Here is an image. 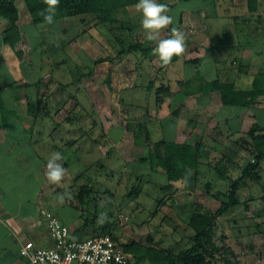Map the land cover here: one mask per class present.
<instances>
[{
  "label": "rangeland",
  "instance_id": "obj_1",
  "mask_svg": "<svg viewBox=\"0 0 264 264\" xmlns=\"http://www.w3.org/2000/svg\"><path fill=\"white\" fill-rule=\"evenodd\" d=\"M238 1V22H229L232 10L225 9L223 15L226 16L222 19H226V23L224 27L221 23L219 29L225 32L212 38H226L229 45V42L238 38L242 46L256 49V57L250 59L243 58L238 54V49L233 48L223 54L226 56L224 64L231 65L238 58V63L233 67L239 63L249 64L251 72L256 67L252 64L253 60H256L257 67L261 64L264 67V0H257L259 14L249 12L248 0ZM187 5L193 10L209 6L203 0H194ZM222 6L230 7L223 2ZM208 12L210 19L214 18L213 10ZM130 19L128 22L137 32L133 39L145 42L147 39L141 22L137 17ZM78 28L73 33L76 36ZM165 30L161 38L169 33L168 29ZM99 44L100 47L95 44L99 47L96 53L79 62L84 65L75 63V59L68 54L69 63L60 66L63 73L62 69L55 70L57 64L54 63L50 75L44 76L46 100L38 108L37 114L58 117L57 125L61 126L59 132L62 131L63 136L68 133L65 138L68 149L63 154V161L68 162V170L62 184L68 186L69 199L62 204L57 203L56 214H52L59 215V210L65 211L64 219L74 233L73 239L107 232L122 246L136 241L174 251L188 247L193 242L194 234L189 226L191 214L195 210L213 214L220 207L221 200L227 198L223 195L211 198L208 191L212 190L213 194L218 190L230 193L232 182L241 175L245 166L257 161L258 154L264 151V143L256 145L246 133L249 128L238 130L235 135L225 133L222 137L216 131L219 134L218 146L221 145V149L228 148L224 156L231 161L227 162L229 166L224 169L223 175L226 174V177L217 180L216 186L210 187L207 180L216 182L213 177L218 172L214 169L215 165L210 170L202 163L199 166L203 168V173L195 177L197 183L190 179L196 176V169L189 168L192 175L189 174L191 176L187 180L178 181L171 187L160 166L154 167L147 159L154 148V138L158 136L155 122L149 123L148 127L146 125L147 117L150 121L153 118L157 88L163 83L157 80L163 74L158 70V59H146L144 63L138 64L137 58L131 56L129 61H124L117 57L115 47L119 45L111 46L106 38H100ZM151 46L154 48L156 42H152ZM210 53L200 66L187 65L183 73L203 81L219 75L225 77L222 68L213 67ZM145 69L151 75L150 78L156 81L151 88L147 87L149 78L144 75ZM135 83L138 89H134ZM233 110V107L225 109ZM147 113L149 116H146ZM200 117L203 121L207 118L205 114ZM202 128L198 126L196 130L197 140L202 136ZM148 130L153 140L145 144ZM123 131L128 133L125 138L121 137ZM216 134L214 132V136ZM208 140L213 139L209 136ZM78 142L80 146L77 148ZM66 143H63L65 148ZM207 157L211 159L214 156L209 154ZM214 160L217 161V158ZM257 174L245 177L246 185H249L245 188L246 196L248 193L250 195L253 184L264 192V160ZM55 186L60 191L61 182ZM250 196L246 199L247 205L242 203L234 207L218 219L217 227L214 226L216 228L211 241L215 258L218 259L214 260V264H225L228 249L236 251L233 248L235 244L241 245L239 252L235 253H240L242 264H264V197L256 196L253 200ZM240 234L246 238L240 240L243 238ZM131 259V264H151L149 261L138 263L133 256ZM247 260L251 262L247 263Z\"/></svg>",
  "mask_w": 264,
  "mask_h": 264
},
{
  "label": "crops",
  "instance_id": "obj_2",
  "mask_svg": "<svg viewBox=\"0 0 264 264\" xmlns=\"http://www.w3.org/2000/svg\"><path fill=\"white\" fill-rule=\"evenodd\" d=\"M161 1L169 6L168 14L174 19V23L167 28L168 30L166 29L167 32L175 27L185 34L186 57L166 67L162 71V76L156 78L170 86L171 94L166 95L162 103L156 102L153 106V118L150 121L147 117L146 125L148 127V124L152 122L157 124L158 136L154 138L156 141L167 139L189 145L200 143L205 153L207 152L201 164H205L210 170L214 165V169L217 170L215 167L220 165L219 160L224 163L225 167H228L229 165L226 164L231 162L230 158L224 156L228 153V148L221 149L222 146H218L220 144L217 142L219 134H216V131L220 132L219 136L222 137L225 133L235 135L234 133L238 130L245 131V128H250L253 124L264 126V94L257 97L255 102L248 107L226 106L218 90L203 91V85L211 80H198L183 72L187 65L200 66L212 49L210 54L213 67L222 68L225 74V77L219 75L213 79L233 82L239 88L264 90V67L262 64L257 67L256 60L252 61L256 67L251 72L248 69L249 64L239 63L238 66L233 67L235 63H238V58H235L231 65L224 64L226 56L223 54L229 48L238 49V54L247 59L256 57L257 50L253 47L242 46L238 38L229 42L230 45L226 38H212L214 35L218 36L225 32L219 30L222 24L224 27L226 23V19L223 20L226 16L223 15L225 9L231 8L232 10L229 22L232 24L238 22L240 9L237 2L239 1L203 0L209 6L197 10L187 5L194 0H158L159 3ZM14 2L18 9L17 26L20 29V39L16 41L14 47L5 41V30L10 27L11 22L0 14V264H25L26 259L20 255V246L28 239L38 245H51L47 214L52 212L56 214L57 203L62 204L69 199L68 186H64L61 181L60 191H58L55 184H50L45 177L46 164L52 153L60 152L62 156L66 154L68 144L65 138L68 133L66 132L67 135L63 136V132H59L61 126L57 125L58 117L37 114L35 105L39 101L43 104L46 100L44 90L47 85L44 82V76L50 75L55 66L54 63L57 64L54 69L61 71L60 66L69 63L68 54L75 59V63H79L93 52L96 53L100 47V38L114 39L116 27L125 25L131 28L128 33L124 31V38L136 37L137 32L128 21L134 17H137L140 22L142 20V14L137 12L135 4H132L118 8L116 21L109 24L115 27L113 31H107L105 27L101 28L100 25H96L91 15L62 17L48 24L46 21H34L25 0H14ZM222 2L230 7H220ZM258 8H260L259 2H249V12L259 14ZM209 10L214 12L212 19L208 16ZM202 23L203 27H201ZM75 28H78L77 36L73 34ZM121 32L119 30V33ZM145 41L152 43V41ZM131 56L137 58L138 64L144 63L146 59L149 61L158 59L154 54L142 56L139 52L129 53L122 59L129 61ZM190 58H199V61L193 63L186 60ZM79 64L84 65V63ZM143 71L146 78H149L147 87L155 84L156 81L150 78L151 75L146 69ZM150 80L155 82L150 83ZM135 84L134 89H138V84ZM228 107H233L234 110L225 111ZM148 108L151 109V107ZM203 114L207 117L205 121L200 117ZM146 116H149L148 113ZM198 126L203 127V130L200 131L202 136L197 140ZM214 132L217 136H214ZM127 134V131H123L121 137L125 138ZM209 136L213 140H208ZM150 139L153 140V137ZM63 143L67 144L66 148ZM92 143L96 146L94 142ZM145 144H147L146 140ZM79 146L78 142L77 148ZM209 154L214 157L209 159L207 157ZM215 157L217 161L214 160ZM58 163L62 164L67 172L68 162L62 159ZM200 166L199 172L196 171V176L194 175L193 179L190 178L191 181L197 183L196 178L203 173V168L201 169ZM189 174L191 171L187 170L182 182L192 175ZM213 178L216 182L211 179L207 180V185L210 187L216 186L217 180H222L224 177L217 173ZM246 186L249 185H246V180H244L238 189L239 204L237 206L242 203L247 205L246 199L250 195L253 200L256 196L264 197V192L259 187L257 189L255 184L250 189V195L248 193L246 196L244 194ZM208 192L211 198H216L212 190ZM58 213L60 219L66 223L65 211L60 212L59 210ZM222 216L219 218L221 219ZM218 219L215 223L216 227ZM215 228L212 229L213 232ZM244 236L240 234V237H243L240 240H244L246 238ZM240 246V244H235L233 248L239 252ZM239 254L237 258L242 264ZM250 262L247 260V263Z\"/></svg>",
  "mask_w": 264,
  "mask_h": 264
},
{
  "label": "trees",
  "instance_id": "obj_3",
  "mask_svg": "<svg viewBox=\"0 0 264 264\" xmlns=\"http://www.w3.org/2000/svg\"><path fill=\"white\" fill-rule=\"evenodd\" d=\"M25 1L34 21L43 22V16L40 15L41 11L46 7L43 0ZM248 1L250 3L251 1L257 2V0ZM136 3H138V0H60V4L55 11L54 19L77 15H91L93 16L96 25H100L101 28L105 27L107 31H113L115 27L109 24L116 21L115 16L118 13V8ZM161 3L165 4V2L162 1ZM0 14H3L11 22L10 27L5 30V41L14 47L16 41L20 39V29L17 26L18 9L14 0H0ZM126 28L127 26L125 25L116 27L117 31L115 33V40L113 38H106L111 46L113 44L114 46L116 44L119 45L115 47V49H117V57L122 59L127 54L133 52H139L142 56H152L154 48L151 46V43L147 41L142 43V41L134 40L133 38L123 37L124 31L126 33L131 31V28ZM119 30L122 32L119 33ZM170 36L171 28L165 38H169ZM18 54H20V52H18ZM185 54L186 53L184 52L182 56L174 57L172 62L167 66H162L161 64L158 70L164 71L166 67L170 66L175 61L186 57ZM186 60L195 63L199 61V58H190ZM154 82L155 81L150 80V83ZM202 89L203 91L218 90L221 94L224 105H234L236 107H248L255 102L257 97L264 94V90L239 88L233 82H225L218 78L208 81L203 85ZM168 94H171L170 86L162 83L157 88V103H162ZM41 104L42 101H39L38 104L35 105V109L38 110ZM246 133L256 142V145L264 143V126L253 124ZM150 137L152 136L148 130L145 138L146 142L151 141ZM153 149L150 150V155L147 156V159L153 163L154 167L160 166L166 176L168 185L171 187H173L174 182L183 180L185 173L189 168L196 169L198 173V166L201 164V161L204 160L206 154L205 149L202 148L200 143L189 145L167 139L156 141ZM263 160L264 151H261L257 156V161L255 160V163L245 166L241 175L232 182L230 193L221 192L220 190L214 193L217 198L220 195H223L227 199L221 200L220 207L217 208L213 214L208 215V213L205 214V212L198 210H195L191 214L189 217V226L192 227L194 234L192 236L193 242L190 246L174 251L158 245L131 241L123 245L124 250L130 253L138 263L149 261L151 264H214L216 258L213 251V243L211 241L213 235L212 229L220 216L230 212L239 204L238 189L243 181L246 180L245 177H252L259 172ZM218 163L221 166L217 165L216 169L218 175H221L222 177L225 165L220 162V160ZM223 177L225 178L226 174L223 175ZM99 234L109 233L100 232ZM216 261H218V259H216ZM225 264H240L237 255L232 248L228 249Z\"/></svg>",
  "mask_w": 264,
  "mask_h": 264
},
{
  "label": "built area",
  "instance_id": "obj_4",
  "mask_svg": "<svg viewBox=\"0 0 264 264\" xmlns=\"http://www.w3.org/2000/svg\"><path fill=\"white\" fill-rule=\"evenodd\" d=\"M51 245L28 239L20 246L25 264H131L132 255L110 234L73 239L69 226L48 213Z\"/></svg>",
  "mask_w": 264,
  "mask_h": 264
},
{
  "label": "clouds",
  "instance_id": "obj_5",
  "mask_svg": "<svg viewBox=\"0 0 264 264\" xmlns=\"http://www.w3.org/2000/svg\"><path fill=\"white\" fill-rule=\"evenodd\" d=\"M46 7L41 11L44 21L48 24L54 23L55 11L60 0H43ZM137 12L142 14L141 25L148 41L156 42L153 54L158 57L162 66L169 65L174 57H180L185 52V34L178 28L171 29L169 38H161L162 31L174 23L169 15L166 4L158 0H138L134 5ZM63 159L60 152L52 153L46 164L45 177L50 184H60L63 180L66 169L58 163Z\"/></svg>",
  "mask_w": 264,
  "mask_h": 264
}]
</instances>
